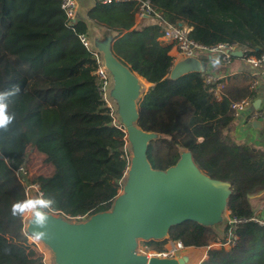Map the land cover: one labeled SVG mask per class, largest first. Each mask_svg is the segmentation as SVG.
Returning a JSON list of instances; mask_svg holds the SVG:
<instances>
[{
	"label": "trees",
	"instance_id": "obj_1",
	"mask_svg": "<svg viewBox=\"0 0 264 264\" xmlns=\"http://www.w3.org/2000/svg\"><path fill=\"white\" fill-rule=\"evenodd\" d=\"M141 1L110 0L89 12L96 24L116 32L114 55L149 85L139 102L138 125L155 133L183 129L178 145L203 173L231 184L230 218L246 220L227 248L211 246L226 242L228 225L219 234L187 221L173 227L169 239L185 248L211 247L201 264H264V226L251 221L255 213L247 199L264 190V151L231 133L230 104L256 94L254 78L238 74L226 86L223 81L218 101L205 81L207 71L170 78L173 45L160 40L166 25L188 26L190 39L202 46L228 42L243 52L232 61L260 57L264 0H149L154 15L137 25ZM87 29L85 22H68L61 0H0V91L20 88L8 101L16 127L0 138V264H53L30 241L24 217L11 214L12 205L26 199L16 171L26 168L30 155H38L47 172L28 181L56 201L48 212L69 220L109 211L122 190L130 165L127 134L104 98L97 56L80 40ZM200 59L216 60L211 54ZM180 106L188 110L186 129L175 118ZM151 152L150 145L154 168Z\"/></svg>",
	"mask_w": 264,
	"mask_h": 264
},
{
	"label": "water",
	"instance_id": "obj_2",
	"mask_svg": "<svg viewBox=\"0 0 264 264\" xmlns=\"http://www.w3.org/2000/svg\"><path fill=\"white\" fill-rule=\"evenodd\" d=\"M95 25L103 33L99 32L89 47L100 54L101 64L110 78L106 96L116 103L118 124L127 134L130 165L122 180V193L109 211L92 215L83 222H71L63 215L48 212L43 238L33 236L32 218L27 222L26 232L50 250L54 264H187V257L140 254L139 241L167 240L173 227L187 221L223 234L228 224L231 184L203 173L187 150L165 171L152 167L148 149L158 133L146 132L138 125L139 102L147 91L145 82L114 55L116 32ZM233 55L242 58L243 52L235 51ZM206 66L202 60L188 58L173 66L170 78L177 80L187 74L202 73ZM253 126L260 127L262 122L256 121ZM262 193L264 190L247 197L254 213L257 210L254 201Z\"/></svg>",
	"mask_w": 264,
	"mask_h": 264
},
{
	"label": "built area",
	"instance_id": "obj_3",
	"mask_svg": "<svg viewBox=\"0 0 264 264\" xmlns=\"http://www.w3.org/2000/svg\"><path fill=\"white\" fill-rule=\"evenodd\" d=\"M124 1H130V0H124ZM62 9L67 17V20L70 24H74L79 22L76 16L77 9H78V2L77 0H61ZM154 15V10L152 9V6L149 2V0L141 1L139 6V11L137 13V17L139 19H144L148 17H152ZM165 27H172L170 25H166ZM174 37H173V47L176 49V54L174 55V65L179 63L180 61H183L188 58H197L199 60L200 56L203 54H211L219 59L222 60L223 63L229 65L232 62L233 58V52L237 51L235 46L231 43H221L214 47H205L202 46L193 40L190 39L189 34L191 32V28L188 26H180L179 28H174ZM80 40L83 43V45L90 50V41L86 37V35H80ZM97 60L99 63V69H98V76L100 79L103 80L104 83V98H106V90L109 85V75L105 68L101 64V59L98 54H96ZM243 61L245 64H247L249 67L254 70L252 76L254 78L252 83V90H257L259 86V70L264 68V54L260 57L257 56H250L243 58ZM205 81L207 85L210 86V91L212 92L215 99L220 101L223 97V90H224V77L221 75H214V74H205ZM230 109L234 113L235 120H243V123L245 125H252L254 122H264V103L261 106L255 107L254 103L252 101V98H244L239 101H233L230 104ZM127 154L130 153L126 149ZM17 175L18 173L24 172V168L20 167L17 169ZM30 187L35 188L34 185L29 184ZM38 186V185H37ZM36 186V187H37ZM27 187V185H26ZM39 188V186H38ZM39 190V195H40ZM246 220L241 219H234L230 218L228 221V226H230V229L226 235V242L224 244H220V247H229L230 245H233L236 237L234 234V231L236 229V226L240 223L245 222ZM251 221L257 223L260 226H264V219L258 217L256 214L251 219ZM143 241V240H142ZM139 241V242H142ZM166 241V240H165ZM168 243L171 245V249L168 250V253H162L158 254V257H164V258H174L177 251H180L184 249L185 247L182 244V241H173L171 239H167ZM146 243H152V242H159V241H144ZM212 247V246H211ZM211 247H208L210 249Z\"/></svg>",
	"mask_w": 264,
	"mask_h": 264
},
{
	"label": "rangeland",
	"instance_id": "obj_4",
	"mask_svg": "<svg viewBox=\"0 0 264 264\" xmlns=\"http://www.w3.org/2000/svg\"><path fill=\"white\" fill-rule=\"evenodd\" d=\"M214 57L216 58V56ZM212 62L214 61H210V63ZM143 85L148 88V85L146 83H144ZM105 100L108 103L109 107H111V109L113 110L115 122L118 123L119 117L116 113V103L111 100L108 95L106 96ZM187 116L188 110L186 107L180 106L176 108L175 118L177 119L180 125H183L184 128ZM15 127L16 125L13 121V123L9 125L7 130H0V138L6 137L11 134L14 131ZM182 135L183 129H181V131L179 132L158 133L157 139L153 140L150 144L152 146L151 156L155 169L165 171L176 164L175 160L177 158H180L181 153L185 150L180 145H178V140L181 138ZM43 172H47V168L42 167L40 157L36 154L30 155L29 161L26 164V168H24V172L18 173V176L23 180L24 185H27L26 199L36 198L39 196L38 186L34 185L35 188L30 187L29 184L31 183L28 180L33 175ZM121 193L122 190L119 194ZM23 217L25 219L26 225L27 222L32 218L31 214H25L23 215ZM85 220H87V217H80L76 220L72 219L71 222H83ZM30 241L36 243L38 246V250L43 254L45 259L53 263V255L47 247H45L39 240L35 238H30ZM170 249L171 245L168 243V241L165 240L152 243H146L142 241L139 242L138 252L148 257H153L158 256V254L168 253V250ZM204 254L205 252L201 250H194L193 248H184L180 251H177L174 258L189 257L192 259V262H190L189 264H200V261L203 258Z\"/></svg>",
	"mask_w": 264,
	"mask_h": 264
},
{
	"label": "crops",
	"instance_id": "obj_5",
	"mask_svg": "<svg viewBox=\"0 0 264 264\" xmlns=\"http://www.w3.org/2000/svg\"><path fill=\"white\" fill-rule=\"evenodd\" d=\"M110 0H77L78 9H77V19L79 22H85L87 24V33L86 37L90 41V45L93 46L95 36L100 32L103 33L101 27L96 26L94 22L89 19V12L98 4L105 3ZM137 25H141L142 19L137 17ZM174 37V29L172 27H164L162 30V37L160 40L166 44H172ZM238 51V50H237ZM100 55L99 53H97ZM176 54V49L173 47L170 51V55L174 57ZM218 57L212 63H206V71L209 74L221 75L224 77L225 86L228 85V80L232 79L233 76L238 74H249L252 75L254 70L249 67L243 59H236L231 62V64L227 65L222 62H218ZM218 62V63H217ZM259 86L257 88L256 94L252 98L254 106H261L264 103V68L259 70ZM145 82V81H144ZM148 85V84H147ZM230 85V84H229ZM231 85H238L237 82H231ZM149 87V85H148ZM148 89V88H147ZM248 98V97H247ZM232 134L236 137L239 142H251L253 146L261 151H264V122H262V126L254 128L252 125H245L243 120H235L233 129L231 131ZM255 204L257 206V210L255 214L264 219V193H262L261 197L255 199ZM230 219V212L228 211L227 222ZM212 248H220V244H214ZM194 250L204 251L205 254L200 261V264L207 259V248H193ZM189 264L192 262V259L187 257Z\"/></svg>",
	"mask_w": 264,
	"mask_h": 264
},
{
	"label": "clouds",
	"instance_id": "obj_6",
	"mask_svg": "<svg viewBox=\"0 0 264 264\" xmlns=\"http://www.w3.org/2000/svg\"><path fill=\"white\" fill-rule=\"evenodd\" d=\"M20 88L18 85L13 86L12 89L6 91H0V130H7L15 119L14 114L8 112V101L10 97L19 93ZM56 201L50 197H45L41 193L36 198L25 199L17 201L12 205L11 214L16 216H23L25 214H31L32 224L35 231L33 236L37 239L43 238L46 235L45 229L49 220L48 210L55 206Z\"/></svg>",
	"mask_w": 264,
	"mask_h": 264
}]
</instances>
